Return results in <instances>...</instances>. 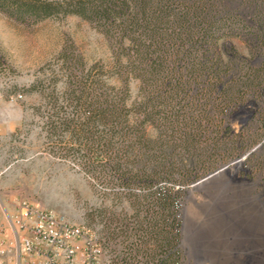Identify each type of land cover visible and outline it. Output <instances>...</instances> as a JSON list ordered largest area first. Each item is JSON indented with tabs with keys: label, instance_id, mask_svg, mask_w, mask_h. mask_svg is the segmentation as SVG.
Instances as JSON below:
<instances>
[{
	"label": "trees",
	"instance_id": "16d2710c",
	"mask_svg": "<svg viewBox=\"0 0 264 264\" xmlns=\"http://www.w3.org/2000/svg\"><path fill=\"white\" fill-rule=\"evenodd\" d=\"M1 4L20 21L77 16L109 45L108 64L77 61L65 93L79 114L62 125L105 156L117 182L144 190L127 210L93 213L96 264H187L183 197L163 183H193L264 144V0ZM254 164L264 170V158Z\"/></svg>",
	"mask_w": 264,
	"mask_h": 264
},
{
	"label": "rangeland",
	"instance_id": "374dc122",
	"mask_svg": "<svg viewBox=\"0 0 264 264\" xmlns=\"http://www.w3.org/2000/svg\"><path fill=\"white\" fill-rule=\"evenodd\" d=\"M110 58L106 38L79 17L20 21L3 11L0 0V202L7 211L29 201L99 238L103 225L93 213L127 210L131 196L144 190L117 182L105 170V156L89 153L86 140L80 145L77 132L62 125L79 114L78 96L65 93L77 61L88 69ZM250 114L251 105L243 117ZM258 157L264 158V144L253 145L241 164L233 161L199 189L194 185L221 167L193 183H163L183 197L187 264H195V257L203 264H264V170L254 166ZM0 215L5 221L1 207ZM236 215L245 226L224 224Z\"/></svg>",
	"mask_w": 264,
	"mask_h": 264
},
{
	"label": "built area",
	"instance_id": "2783aa9c",
	"mask_svg": "<svg viewBox=\"0 0 264 264\" xmlns=\"http://www.w3.org/2000/svg\"><path fill=\"white\" fill-rule=\"evenodd\" d=\"M0 207V264H96L101 249L85 226L29 201Z\"/></svg>",
	"mask_w": 264,
	"mask_h": 264
},
{
	"label": "water",
	"instance_id": "95a60500",
	"mask_svg": "<svg viewBox=\"0 0 264 264\" xmlns=\"http://www.w3.org/2000/svg\"><path fill=\"white\" fill-rule=\"evenodd\" d=\"M240 162V159L236 160L234 163ZM228 170V166L225 167H221L219 170L215 171L214 173L209 174L208 176H206L205 178L201 179L200 181H198L194 187L196 189L201 188L203 185L208 184L211 180L215 179L216 177L220 176V174H222L223 172ZM195 264H203L202 262L199 261L198 257H195Z\"/></svg>",
	"mask_w": 264,
	"mask_h": 264
},
{
	"label": "bare ground",
	"instance_id": "6f19581e",
	"mask_svg": "<svg viewBox=\"0 0 264 264\" xmlns=\"http://www.w3.org/2000/svg\"><path fill=\"white\" fill-rule=\"evenodd\" d=\"M241 164V162L239 163ZM227 172V171H225ZM212 181V180H211ZM230 224L231 226H234L235 228L245 226V222L239 218V216H230V219L228 218L226 221H224V224Z\"/></svg>",
	"mask_w": 264,
	"mask_h": 264
}]
</instances>
